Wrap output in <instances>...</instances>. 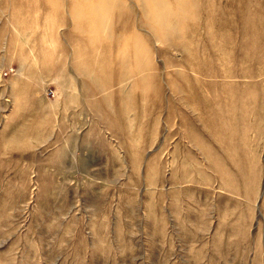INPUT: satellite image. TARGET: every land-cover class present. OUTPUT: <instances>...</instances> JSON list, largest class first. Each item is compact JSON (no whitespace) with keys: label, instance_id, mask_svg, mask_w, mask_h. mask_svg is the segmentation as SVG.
<instances>
[{"label":"rangeland","instance_id":"1","mask_svg":"<svg viewBox=\"0 0 264 264\" xmlns=\"http://www.w3.org/2000/svg\"><path fill=\"white\" fill-rule=\"evenodd\" d=\"M158 1L0 0V264H264V0Z\"/></svg>","mask_w":264,"mask_h":264},{"label":"bare ground","instance_id":"2","mask_svg":"<svg viewBox=\"0 0 264 264\" xmlns=\"http://www.w3.org/2000/svg\"><path fill=\"white\" fill-rule=\"evenodd\" d=\"M157 1H158V0H157ZM156 4H157L159 7H157V5H156V8H154V9L151 10V11H150V8H148V6H146L145 4H143V8H144L145 11L150 12L151 14H156L157 17H161V18L166 19L167 17L172 16V17L174 18V20L176 19V16L171 15V14H174V12L171 13V14H170V13L168 14V11H167V10H166V12H165V9H166L165 6H166V4H165L164 0L158 1ZM168 22H169V21H168ZM176 22H177V21H176ZM176 22H175V24H173L172 26H174V29H175L176 31H178V30H179V25H178V23H176ZM18 35L21 36V33L18 32Z\"/></svg>","mask_w":264,"mask_h":264},{"label":"built area","instance_id":"3","mask_svg":"<svg viewBox=\"0 0 264 264\" xmlns=\"http://www.w3.org/2000/svg\"><path fill=\"white\" fill-rule=\"evenodd\" d=\"M49 94H50V95H54V91L51 90V91L49 92Z\"/></svg>","mask_w":264,"mask_h":264}]
</instances>
